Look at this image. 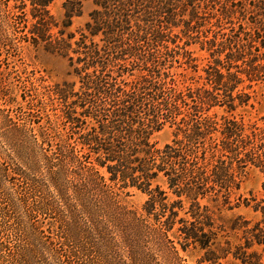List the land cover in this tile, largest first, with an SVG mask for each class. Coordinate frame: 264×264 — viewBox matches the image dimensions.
Returning a JSON list of instances; mask_svg holds the SVG:
<instances>
[{
  "label": "trees",
  "instance_id": "1",
  "mask_svg": "<svg viewBox=\"0 0 264 264\" xmlns=\"http://www.w3.org/2000/svg\"><path fill=\"white\" fill-rule=\"evenodd\" d=\"M81 1L60 23L54 0H0V264H264V198H238L248 170L264 174V116L243 114L264 85V0H99L77 39ZM15 42L68 58L81 91L18 95ZM128 58L140 74L124 91L105 78ZM241 206L262 220L222 216Z\"/></svg>",
  "mask_w": 264,
  "mask_h": 264
},
{
  "label": "rangeland",
  "instance_id": "2",
  "mask_svg": "<svg viewBox=\"0 0 264 264\" xmlns=\"http://www.w3.org/2000/svg\"><path fill=\"white\" fill-rule=\"evenodd\" d=\"M67 0H54V3L51 6V13L55 17V19L63 23L65 19V10L64 4ZM99 0H82L81 1V14L79 17L73 18V24L69 29V32L75 33L76 38L79 39L82 32L87 33V25L93 22V17L98 13V11H102V9L97 5ZM227 0H219V5L217 9L222 4H225ZM205 12V11H204ZM202 14V17L206 18V24L209 28L211 25L216 24V20L214 16H212L213 11L211 10L209 13ZM215 13V11H214ZM220 14V12H219ZM137 18L134 16L132 18V26L134 30H137L136 20ZM237 21V19H235ZM230 25L227 22H223V28L226 33H229ZM57 30H55V33ZM23 34H20L22 37ZM124 43H130V38L128 34H123ZM96 43L103 45L100 42V38L95 39ZM132 43V42H131ZM143 50L148 51L149 48L146 46L144 42L140 43ZM172 46V44H170ZM160 49V48H158ZM157 49L151 50V52H156ZM9 53V54H8ZM9 55L11 65L8 68L9 74L6 77V81H8L11 85L15 87V91H19L21 93H26L28 95H35L33 91H56L57 88H61L63 90H68V87L71 86L74 91H81L82 79L76 77L74 75V71L71 68V63L68 58L61 57L56 54H52L46 52L43 48H34L32 45L24 44L20 45L18 43H14L6 52ZM113 58V57H112ZM114 61V59L112 60ZM132 58H128L122 61H116L110 67L109 74L112 77H106V82H110L112 85L116 84L121 86L124 91H129L132 82L136 79V77L140 74L137 65L132 67L133 63ZM118 65H124L130 69V72L123 78H117L116 71L119 69ZM178 66V65H177ZM176 66V67H177ZM14 68V69H13ZM11 69H13L11 71ZM180 71V70H179ZM12 72V73H11ZM117 79V81L115 80ZM255 99L253 102L254 106L249 107L243 110L244 117L246 121L249 120H257L264 116V85H260L255 87ZM37 98V96H34ZM22 100L21 97L18 99ZM172 140V134L169 128L164 130L161 133H158L154 137V141L158 143L159 147H164L166 144L170 143ZM264 184V174L258 169H250L244 179L241 190L238 194L243 196L244 199L251 198V195H256L258 198H264V191L262 186ZM146 196L141 193L135 191L133 192V196L129 198V201L136 206L142 205ZM237 198H233L235 200ZM237 202H234V205ZM227 220L241 217L244 222H249V227L252 228L256 224H258L262 220V214L256 213L253 208H247L245 206H241L239 208H234L232 211H229V208H224V212L222 215ZM239 238L243 237L244 233L241 231L237 233ZM238 243V242H237ZM256 250L262 252L261 248L256 247ZM235 252V249L233 250ZM182 255L187 259L188 264H198V260L202 257L201 252H190L187 254L182 253ZM223 264H242L241 261L235 260L231 255L228 261L223 262Z\"/></svg>",
  "mask_w": 264,
  "mask_h": 264
}]
</instances>
